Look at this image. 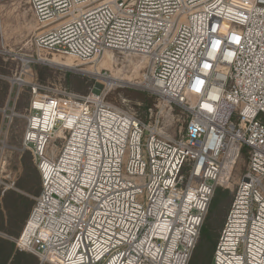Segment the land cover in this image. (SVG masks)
<instances>
[{"label": "built area", "instance_id": "built-area-1", "mask_svg": "<svg viewBox=\"0 0 264 264\" xmlns=\"http://www.w3.org/2000/svg\"><path fill=\"white\" fill-rule=\"evenodd\" d=\"M27 2L38 50L143 57L158 111L145 122L106 102L108 82L80 97L30 83L21 149L41 187L15 247L41 264H188L244 156L210 264H264V0ZM172 104L188 115L177 137L160 126Z\"/></svg>", "mask_w": 264, "mask_h": 264}, {"label": "rangeland", "instance_id": "rangeland-1", "mask_svg": "<svg viewBox=\"0 0 264 264\" xmlns=\"http://www.w3.org/2000/svg\"><path fill=\"white\" fill-rule=\"evenodd\" d=\"M38 32V24L27 0L0 1V180L6 184L15 182L13 184L15 187L22 186L18 189L21 192L20 196L23 195L25 199L23 204L28 206L26 208L32 207L33 197L39 193L41 187L40 175L32 153L21 149L26 124L23 115L31 98L30 83L39 85L41 91L47 93H66L80 97L99 91L103 83H107L106 78L113 77L115 81L108 83L112 86L105 97L106 102L133 111L145 122L152 121L158 111V98L142 86L146 72L143 57L107 51L96 62L81 61L70 55L38 50L33 43V37ZM38 51L41 56L39 60ZM18 55L32 56L36 62L29 67H22V71ZM54 60L61 62L69 60L72 65H62ZM23 78L26 84L20 85ZM18 90L19 94L16 96ZM187 117V112L180 105L172 104L165 107L160 123L161 131L170 136H179L185 129ZM232 119L234 120V116ZM44 154L48 158H55V154L51 153L49 148L45 149ZM245 164L246 158L242 156L234 169L231 186L226 188L229 197L232 196L235 183ZM181 174L186 177L184 169ZM2 187L0 186V201L3 195ZM218 207L220 210L213 208L210 213L209 211L206 213L204 238L200 245L196 246L197 250L193 251L190 264H205L203 250L209 245L208 250L212 249L211 244L206 246V238L216 240L224 219L225 202ZM17 212L18 214L9 219L8 225L14 230L21 231L24 223L20 219L24 209H18ZM9 213L12 217L11 212ZM18 235L6 237L0 233L1 237L5 236L13 243ZM26 253L33 255L37 264H41L36 255Z\"/></svg>", "mask_w": 264, "mask_h": 264}, {"label": "trees", "instance_id": "trees-1", "mask_svg": "<svg viewBox=\"0 0 264 264\" xmlns=\"http://www.w3.org/2000/svg\"><path fill=\"white\" fill-rule=\"evenodd\" d=\"M21 187L22 186H19V188H21ZM231 200H232V196L229 197L227 189H223L221 187L216 188L215 192L213 194V197L211 198V201L209 203L207 213H208V211L210 213V211L213 208H217L220 210V208L218 206L221 203L225 202V214H224V219H225V216H226V213H227V210H228V207L230 205ZM224 219L222 220V224L224 222ZM206 222H207V217L204 218V221H203L202 226L200 228L199 237L197 239V242H198V240H199V242L198 243L196 242V245L193 249L194 252L197 250V247L200 245L202 239L204 238V228L206 227V224H207ZM222 224L220 226V229L222 227ZM220 229H219V232H220ZM0 231H3V232L4 231L9 232L10 231L9 229H7L3 225V216L1 213H0ZM219 232L217 234V238L215 241L213 239L206 238L207 239L206 240L207 241L206 246L211 244L212 245V247H211L212 252H211V250L210 251L208 250L210 245L208 246L207 249L203 250V256L205 258V264L211 263L213 250H214L215 244L217 242ZM193 251H192V253H193ZM191 256H192V254H191ZM190 261L191 260L189 259L188 264H190ZM0 264H37V260L33 255L25 254V251H19L15 247V244L11 240H9L8 238H4V237L0 236Z\"/></svg>", "mask_w": 264, "mask_h": 264}, {"label": "crops", "instance_id": "crops-1", "mask_svg": "<svg viewBox=\"0 0 264 264\" xmlns=\"http://www.w3.org/2000/svg\"><path fill=\"white\" fill-rule=\"evenodd\" d=\"M31 11V10H30ZM13 183V182H12ZM15 183V182H14ZM11 184V183H10ZM10 184H7L6 187H2L3 190H2V201H0V213L2 214L3 216V225L9 229L10 231L7 232V231H0V233L2 235H5L6 237L7 236H16L20 233V230H14L12 229L11 227H9L8 225V221L10 218H13V216H15L16 214H18L17 210L18 209H21L23 210L24 209V214L22 215L21 219L24 223L26 218L28 217V214L30 212V209L31 208H26L27 205L23 204L25 201L23 195L20 196L21 192L19 191V186H10ZM23 194V193H22ZM22 204L24 205V207L22 208ZM3 205V206H2ZM28 207V206H27ZM12 214V217H10V213ZM22 225V224H21ZM24 225V224H23ZM5 236H2L5 238ZM25 254H28L25 252Z\"/></svg>", "mask_w": 264, "mask_h": 264}, {"label": "bare ground", "instance_id": "bare-ground-1", "mask_svg": "<svg viewBox=\"0 0 264 264\" xmlns=\"http://www.w3.org/2000/svg\"><path fill=\"white\" fill-rule=\"evenodd\" d=\"M69 57H70V56H69ZM54 62L59 63V64H62V65H66V66L72 65L71 62H70L69 60H67V61H62V62H61V60H54ZM114 79H115V78H113V77H108V78H106V80H107L108 83H112V82H114V81H115Z\"/></svg>", "mask_w": 264, "mask_h": 264}, {"label": "snow or ice", "instance_id": "snow-or-ice-1", "mask_svg": "<svg viewBox=\"0 0 264 264\" xmlns=\"http://www.w3.org/2000/svg\"><path fill=\"white\" fill-rule=\"evenodd\" d=\"M219 44V41L217 42ZM207 66V65H206Z\"/></svg>", "mask_w": 264, "mask_h": 264}]
</instances>
